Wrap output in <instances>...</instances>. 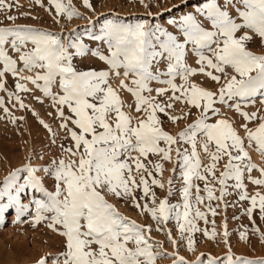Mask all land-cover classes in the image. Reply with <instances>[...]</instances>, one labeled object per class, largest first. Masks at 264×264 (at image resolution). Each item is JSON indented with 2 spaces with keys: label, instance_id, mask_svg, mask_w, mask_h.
<instances>
[{
  "label": "snow or ice",
  "instance_id": "obj_1",
  "mask_svg": "<svg viewBox=\"0 0 264 264\" xmlns=\"http://www.w3.org/2000/svg\"><path fill=\"white\" fill-rule=\"evenodd\" d=\"M138 2L147 18L127 19L115 12L93 18L72 0H47V6L44 0H29L59 26L52 31L16 23L39 17L20 11L19 0H0V92L14 108L37 118L51 134V144L61 132L69 141L58 145L59 154L47 165L33 166L30 154L0 183V227L14 209L15 223L33 229L43 224L62 238L59 250L36 264H190L179 255L181 248L194 253L197 233L214 242L220 235L214 220L211 230L198 226L199 221L209 224L200 205L215 217L220 204L228 207L229 189L238 201L250 203L245 214L253 227L240 232V239L250 243L251 231L264 244V232L253 219L258 208L264 221V192L250 195L245 183L264 189V167L249 151L264 161V53L250 47L259 41L264 49V0H180L157 13L150 7L155 0ZM82 6L95 13L90 0H82ZM13 10L16 14H10ZM165 11L171 15L161 20ZM74 19L86 23L72 27ZM6 74L14 80L11 90ZM22 94L40 104L49 101L59 131ZM257 102L261 108L249 111ZM0 109V119L13 125L25 119L16 117L3 97ZM165 124L184 127L173 133ZM165 163L173 164L167 186ZM45 179L53 181L50 188ZM156 188L166 195L158 197ZM177 191L180 200L172 203ZM116 202L151 222L123 214ZM169 222L178 232L175 237ZM223 227L228 254L206 264H264V258L235 256L227 224ZM153 232L162 233L173 251ZM195 264L205 260L197 258Z\"/></svg>",
  "mask_w": 264,
  "mask_h": 264
},
{
  "label": "rangeland",
  "instance_id": "obj_2",
  "mask_svg": "<svg viewBox=\"0 0 264 264\" xmlns=\"http://www.w3.org/2000/svg\"><path fill=\"white\" fill-rule=\"evenodd\" d=\"M47 6V0H44ZM73 5L81 11L84 15L95 18L99 15L101 19L105 14H111L113 12L117 13L121 17H126L127 19H132L134 17L147 18L145 9L140 6L138 0L136 3H131L129 0H90V3L95 9V13L84 8L82 6V0H72ZM147 2V0H146ZM191 2V0H190ZM19 3L23 5L20 11H30L32 15L38 16L39 19L33 20L31 18L18 19L16 23L18 24H30L37 27L49 28L52 31H58L59 26L55 25L52 21L51 16L43 8L35 6L29 3V0H19ZM173 3H180V0H155L153 5H150L151 11L153 13L160 12L164 9L171 7ZM159 5V7L155 5ZM54 14V9L52 10ZM10 14H16L13 10ZM171 15V13L164 12V16L160 19L163 20L165 17ZM0 19H3L0 16ZM63 23V21H62ZM86 23L85 20L74 19L71 26H83ZM259 41L255 44L250 45L253 51L258 54L264 53V49L260 48ZM192 62L191 60L189 61ZM198 81L203 80L202 77L196 78ZM6 86L11 90L14 86L13 77L10 74H6ZM205 86L212 87L208 82H205ZM32 88V85H28ZM36 96L41 94L33 89ZM24 96V102L29 104L36 112L39 113L40 118H42L46 123H48L53 131H59L58 124L59 121L55 118V111L49 107V101L45 100L44 104H40L38 101L32 98L31 95L22 94ZM0 97H3L6 101V105L14 113L16 117H25L23 121L17 119L15 125L10 123L6 118L0 119V183L3 182L5 176L9 172L23 167L25 163L28 162L27 157L31 154L33 155V166L47 165L48 162L59 154L58 145L63 142L66 145L69 143L67 140H63V133L57 137V143L55 145L51 144V134L39 124L36 117L28 110H18L12 106V103L8 102L6 93L0 92ZM130 99V98H129ZM179 107V106H178ZM261 108V105L257 102L255 108L249 107V111H254ZM52 112V116L48 113ZM3 111L0 109V116H3ZM229 116L236 119L233 113H229ZM166 119V118H165ZM242 121H238L240 123ZM184 124L179 126H171L170 124H165L166 130L173 133L181 130ZM241 135L243 133L241 132ZM54 147V148H53ZM252 156V160L257 164L258 167H264V161L261 160L260 156L249 149ZM39 154L44 155V159L40 160L38 158ZM151 159V157H149ZM201 158L204 163H207V158L201 152ZM166 171L163 174V180L167 186V180L172 176L173 164L165 163ZM223 170L222 167L220 169ZM39 175H43L42 173ZM219 175V172H217ZM258 172H253V176H258ZM23 176V174H22ZM22 182V181H21ZM53 181L50 179H45L46 187H51ZM200 183L203 187V182ZM229 183H232L231 181ZM247 184V191L250 195L254 194L256 191L264 192V189H258L251 183ZM175 187L179 189V182H175ZM216 188L219 186L216 185ZM157 196L163 198L166 195V190L161 191L159 188L155 189ZM232 191L233 194L225 198V202L228 207L225 208L224 204H220L217 208V215L212 217L204 205H200V210L207 213V220L209 224H205L204 221H199L198 226L200 228H208L211 230V222L215 221V230L218 235L215 242L205 238L202 233L196 234V251L189 252L186 247L179 250V255L183 256L190 264H195L197 258L205 260V264L208 258H215L218 261L226 258L228 254V246L223 243V225L227 224V231L229 232L228 244L231 246L232 253L235 256H241L249 259H261L264 258V244H262L258 238V235H252L249 231L250 243H245L240 239L239 233L244 231L246 228L251 230L253 227L252 222L248 219L245 214V210L250 206L249 201H238V196ZM140 193H137L139 196ZM195 195V193H193ZM201 195H206L201 193ZM216 196H219V191L215 192ZM180 195L179 192H175L171 197V202H179ZM23 203H28L27 197L22 201ZM115 202V201H114ZM120 207V211L129 216L132 219H136L139 223H150L151 221L143 216H139L137 210L130 206H125L123 202H116ZM207 203V201H205ZM213 207L218 203L213 201ZM32 211H34V206H32ZM15 210H10L6 214V223L3 227H0V264H36V262L44 257L45 255L54 254L62 246V238L58 235L53 234L49 229H47L43 224L37 226L35 229L29 223H15L14 222ZM23 220L30 219V216L22 218ZM253 219L255 220V227L260 229V232H264V221L259 219L258 208L253 212ZM168 227L172 230L173 236H177L178 232L174 226L173 222H169ZM155 239L165 242V247L169 252L173 251V248L165 240L162 233L153 232L152 234ZM159 264H171L169 260L160 261Z\"/></svg>",
  "mask_w": 264,
  "mask_h": 264
},
{
  "label": "bare ground",
  "instance_id": "obj_3",
  "mask_svg": "<svg viewBox=\"0 0 264 264\" xmlns=\"http://www.w3.org/2000/svg\"><path fill=\"white\" fill-rule=\"evenodd\" d=\"M51 142V141H50ZM54 148V147H53Z\"/></svg>",
  "mask_w": 264,
  "mask_h": 264
}]
</instances>
